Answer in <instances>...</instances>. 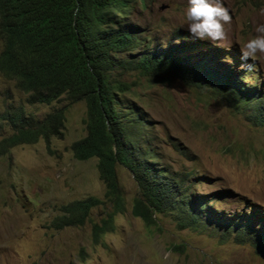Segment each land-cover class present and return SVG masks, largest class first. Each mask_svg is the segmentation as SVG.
Masks as SVG:
<instances>
[{
    "label": "rangeland",
    "instance_id": "obj_1",
    "mask_svg": "<svg viewBox=\"0 0 264 264\" xmlns=\"http://www.w3.org/2000/svg\"><path fill=\"white\" fill-rule=\"evenodd\" d=\"M223 3L233 19L225 26L228 38L219 47L226 51L235 47L241 53L240 46L264 25V0ZM186 7L187 0H150L143 7L131 3L129 21L155 39H166L174 30L196 39L186 25ZM252 61L264 75V55ZM121 80L129 85L120 95L121 105L141 113L145 147L153 150L159 166L177 180L194 174L190 183H201L192 186L191 199L204 196L218 216L255 210L264 215V126L246 122L211 90L174 77L162 83L128 71ZM8 95L12 99L7 102L23 105L38 120L65 107V122L62 137L51 138L48 147L42 140L21 144L10 150V159H0V264H264V255L254 247L237 244L233 237L221 240L220 232L209 225L200 232L180 229L175 217L167 214L154 216L156 226H145L131 213L137 187L120 166L116 176L126 209L115 217L113 232L100 245H92L89 223L50 229L59 206L86 197L102 200L105 192L96 160L77 161L71 152L72 143L86 135L85 105L67 106L63 99L29 105L13 83L0 77V111ZM9 133L5 128L4 134ZM107 211L94 209L90 218L97 222Z\"/></svg>",
    "mask_w": 264,
    "mask_h": 264
},
{
    "label": "trees",
    "instance_id": "obj_2",
    "mask_svg": "<svg viewBox=\"0 0 264 264\" xmlns=\"http://www.w3.org/2000/svg\"><path fill=\"white\" fill-rule=\"evenodd\" d=\"M131 1L0 0V77L13 83L29 105H51L60 99L67 106L85 105L86 135L72 143L71 152L77 161L95 159L105 186L102 200L86 197L59 206L48 227L59 231L89 223L91 243L100 245L113 232L115 217L126 209L116 176L120 166L137 187L131 213L145 226H156L155 215L172 214L180 229L200 232L209 225L220 232L221 240L233 237L237 244L248 243L264 255V218L242 214L239 222L237 215L218 216L204 196L191 199L192 186L201 183H190L194 174L177 180L159 166L153 150L145 147L147 131L141 113L122 107L119 100L129 90L121 80L128 71L162 83L174 77L231 101L236 112L257 127L264 126L263 82L260 87H245L240 81L258 77L233 70L220 60L225 59L219 56L222 52L213 48L186 59V66L172 62L173 49H195L198 43L157 47L154 36L127 21ZM8 99L12 97L4 99L0 111V159H10L9 152L17 145L42 140L48 147L51 138L62 137L65 107L38 120ZM5 128L9 134H4ZM99 208L109 211L93 222L91 212ZM253 219L257 227L250 226Z\"/></svg>",
    "mask_w": 264,
    "mask_h": 264
},
{
    "label": "clouds",
    "instance_id": "obj_3",
    "mask_svg": "<svg viewBox=\"0 0 264 264\" xmlns=\"http://www.w3.org/2000/svg\"><path fill=\"white\" fill-rule=\"evenodd\" d=\"M149 1L150 0H144L143 5H141L139 2L134 0L131 1V3H137L139 7H143L146 4V2ZM131 3L127 18V21L129 23H132L131 21H129V16L131 13ZM184 16L186 20V25L188 27V31L192 36L196 37V39L195 38L190 39L188 35L178 32L176 30L172 31L169 34L168 38L166 39H163L162 37L159 39H155L154 36L155 39L154 44L162 49L168 48L169 45L179 46L183 42L198 43L199 48H195V49H190V50L184 48L173 49L172 55L170 57L172 62H184L186 66L187 64L186 59L192 60V57H194L198 53H204V51H206L207 48H213L219 50V52H222L219 53L220 54L219 56L225 59H220V60H222V62L225 63L226 65L230 66L233 70H237V71L243 70L246 71V73H248V75H250L253 78L258 77V80L247 79L244 81H240V83L243 84L245 87H249V86L260 87L262 82L264 84V75H262L258 63L252 61L258 55H264V25L257 26L256 33H258V35H255L253 38H251L243 45H241L240 46L241 53H240L235 47H232L227 51L219 47V46H223V42L228 38V34L225 26L231 24L233 19L232 15L229 12V9L224 6L223 0H187V7L184 11ZM198 39L209 40L213 44H216L217 46L212 45L206 41H200ZM173 40L178 42L174 43ZM230 55H234L240 61L234 62L232 58L229 57ZM217 59L218 57H215L216 63L220 62L217 61ZM201 69H203V67H201ZM252 81L254 82L252 83ZM229 103L232 106L231 101H229ZM213 200L214 199H212V201ZM252 214L264 218V215L258 213L256 210L252 211V213L249 214V216ZM232 217L233 216L227 218H232ZM238 218L239 216H237V219ZM239 222L241 221L239 220ZM254 223L256 222L253 219V221H251V224ZM245 244L249 245L248 243Z\"/></svg>",
    "mask_w": 264,
    "mask_h": 264
}]
</instances>
